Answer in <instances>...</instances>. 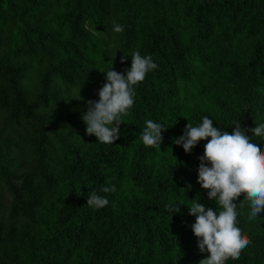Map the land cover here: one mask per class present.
<instances>
[{"label":"trees","instance_id":"trees-1","mask_svg":"<svg viewBox=\"0 0 264 264\" xmlns=\"http://www.w3.org/2000/svg\"><path fill=\"white\" fill-rule=\"evenodd\" d=\"M134 51L158 67L100 143L85 102ZM205 116L229 133L264 123V0H0V264H199L187 207L220 210L197 183L207 140L186 154L174 139ZM148 119L166 127L159 148L140 139ZM243 199L251 243L226 264H264V211L250 220Z\"/></svg>","mask_w":264,"mask_h":264},{"label":"clouds","instance_id":"clouds-1","mask_svg":"<svg viewBox=\"0 0 264 264\" xmlns=\"http://www.w3.org/2000/svg\"><path fill=\"white\" fill-rule=\"evenodd\" d=\"M113 31L122 33L124 26L114 23ZM126 57L129 56H121V63ZM130 59L131 66L123 73L113 70L112 65L104 73L105 82L98 90V100L85 102L87 111L82 120L86 134L94 135L100 143L113 144L119 138L122 118L129 115L134 105L135 86L158 67L150 55H141L139 51H134ZM145 125L140 136L143 145L159 148L166 127L151 119L146 120ZM233 126L234 130L229 133L214 127L213 121L205 116L197 126L187 123L183 134L174 139V144L182 146L186 154L199 141L207 140L203 155L198 157L197 183L207 190V198L220 210L206 209L198 202L187 207L188 214L195 217L191 231L197 238V248L200 253L208 254L199 264H226L229 259L238 260L250 245L249 237L238 226L236 201L241 194L250 208V220L264 211V150L253 140V137H264V123L248 129L241 127L239 120L234 121ZM100 191L110 193L115 191V186L101 187ZM177 204L181 203L166 208L171 216L179 213ZM86 205L101 209L108 205V199L91 191Z\"/></svg>","mask_w":264,"mask_h":264},{"label":"rangeland","instance_id":"rangeland-1","mask_svg":"<svg viewBox=\"0 0 264 264\" xmlns=\"http://www.w3.org/2000/svg\"><path fill=\"white\" fill-rule=\"evenodd\" d=\"M23 84L26 85V81L25 80H24Z\"/></svg>","mask_w":264,"mask_h":264}]
</instances>
